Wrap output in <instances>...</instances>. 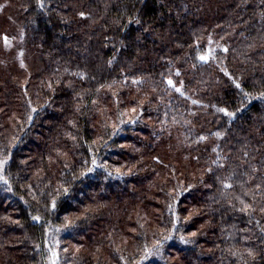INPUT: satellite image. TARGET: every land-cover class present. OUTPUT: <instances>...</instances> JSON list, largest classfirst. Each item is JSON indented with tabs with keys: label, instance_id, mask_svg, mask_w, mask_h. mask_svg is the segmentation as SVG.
Returning a JSON list of instances; mask_svg holds the SVG:
<instances>
[{
	"label": "trees",
	"instance_id": "1",
	"mask_svg": "<svg viewBox=\"0 0 264 264\" xmlns=\"http://www.w3.org/2000/svg\"><path fill=\"white\" fill-rule=\"evenodd\" d=\"M0 171V264H264V0H0Z\"/></svg>",
	"mask_w": 264,
	"mask_h": 264
},
{
	"label": "rangeland",
	"instance_id": "2",
	"mask_svg": "<svg viewBox=\"0 0 264 264\" xmlns=\"http://www.w3.org/2000/svg\"><path fill=\"white\" fill-rule=\"evenodd\" d=\"M67 232H69L68 228L57 225H52L49 229L44 247L46 264H73V260L76 261V256L73 254L75 252L72 250L74 245L67 241L64 244Z\"/></svg>",
	"mask_w": 264,
	"mask_h": 264
},
{
	"label": "snow or ice",
	"instance_id": "3",
	"mask_svg": "<svg viewBox=\"0 0 264 264\" xmlns=\"http://www.w3.org/2000/svg\"><path fill=\"white\" fill-rule=\"evenodd\" d=\"M7 38H5V40H6ZM201 59L203 60V59H205V57H201ZM169 84H171V81H169ZM237 87H239V85H237ZM178 90V89H177ZM221 111H223V109H221ZM228 115H231V114H228Z\"/></svg>",
	"mask_w": 264,
	"mask_h": 264
}]
</instances>
